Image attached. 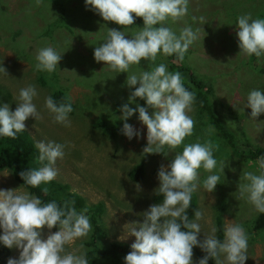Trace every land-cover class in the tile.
<instances>
[{
  "label": "clouds",
  "instance_id": "9594fccd",
  "mask_svg": "<svg viewBox=\"0 0 264 264\" xmlns=\"http://www.w3.org/2000/svg\"><path fill=\"white\" fill-rule=\"evenodd\" d=\"M188 3L189 0H84L86 10L93 11L103 21L121 26L120 30L106 28L102 43L93 49L95 62H103L116 73H128L125 85L132 90L127 102L118 109L121 134L128 140L140 137V129L126 122L135 113L145 129L144 154L168 157L183 145L166 165L158 167V186L153 191L162 197L160 202L138 213L139 221L123 225L124 235L117 240L134 238L123 264H208L209 260L214 264H245L248 258L249 237L240 223L225 224L222 238H217L215 225H211L207 233L202 232L201 221L205 218L201 209L193 210L192 219L187 214L193 193L198 188L212 193L216 185L224 182L226 167V161L215 158L210 143H201L198 139L184 143L185 138L193 134L194 121L189 113L195 94L184 86L181 74L168 70L165 63L155 64L151 70L139 67L142 59L155 63L158 54L175 55L183 60L189 47L198 39L202 41L205 33L201 27L185 24L174 31L166 23L182 21L188 15ZM137 17L141 18L142 27L126 37L122 28L134 25ZM192 19L203 25V17ZM201 32L203 36L199 35ZM234 33L239 52L258 60L264 57V18L253 19L248 14L237 16ZM62 53L51 45L37 49L35 71L49 75L56 72ZM132 66L137 70L129 72ZM0 74L8 76L2 61ZM37 95L36 86L28 84L18 90L14 110H10L8 102H0V137L15 139L17 133L24 132L27 119L40 118L33 103ZM136 98L142 99L144 106L129 107ZM43 106L55 123L70 126L69 113L73 111L70 100L57 102L49 95L44 98ZM243 108L250 109L252 119L264 114V89L250 90ZM214 131L212 127L208 129L209 133ZM34 146L40 166L20 171L18 175L23 184L37 188L56 179L55 164L63 159L66 144L36 140ZM256 167L257 171H244L239 176L236 199L246 201L257 213H264V155L257 157ZM201 170L206 173L202 180ZM41 191L46 195L48 189L43 187ZM86 213L87 208L77 211L69 204L58 205L55 200L43 202L39 196L19 187L0 189V246L18 250V256L9 257L6 264H89L82 238L93 229ZM53 227L56 231L42 238L41 229ZM201 235L202 238H198ZM78 240L81 243L68 250L67 246ZM194 247L204 253L195 262L192 259Z\"/></svg>",
  "mask_w": 264,
  "mask_h": 264
},
{
  "label": "rangeland",
  "instance_id": "374dc122",
  "mask_svg": "<svg viewBox=\"0 0 264 264\" xmlns=\"http://www.w3.org/2000/svg\"><path fill=\"white\" fill-rule=\"evenodd\" d=\"M188 9V15L182 21L166 22L174 31L190 24L193 28L201 27L205 33L201 42L198 39L189 47L183 62L192 69L195 78L202 82L206 80V85L210 84V93L219 88L215 100L220 104L216 103V108L226 115L231 124H236L234 120L239 119L237 126L244 130L249 142L264 151V114L252 119L249 118L250 109L243 108L250 90L264 89V57L258 60L255 56L239 52L234 33L237 16L248 14L253 19L264 18V0H189ZM193 17H203V25L199 20L194 21ZM57 21L59 23L54 25ZM119 27L121 26L111 25L110 21H103L93 11L86 10L84 0H0V61L8 75L0 74V102H8L10 110H14L18 90L30 84L28 81L40 88V76L46 74L47 81L51 78L48 73L34 69L37 49L51 45L58 52H63L56 76L67 86L74 104L73 114L69 116L71 124L65 127L55 123L52 115L44 108V98L53 87L48 85L47 89H37L38 95L33 103L37 106L40 118L27 119L24 122L25 130L33 138L34 144L36 140H54L66 144L63 159H58L55 164L58 169L55 180L67 184L69 191L82 196L87 206L101 205L100 213L95 216L102 233H98V245L133 242L134 238L131 236L122 241H118L117 237L124 235L125 223L139 221L141 217L137 214L153 204L151 199L155 194L153 190L158 186V167L170 161L164 162L162 154L142 152L146 144L145 129L136 117L130 118L127 123L140 129L141 135L138 139L133 137L128 140L120 135L113 140L102 137L100 129L92 127L98 119H105L113 111L116 112L120 105L127 102L130 94L113 93L116 85L124 84L126 87L128 73L114 74L115 71L108 69L103 62H95L93 58V49L102 43L107 33L106 28L120 30ZM130 27L133 28L123 27L126 37L131 36L142 25L136 21V25ZM203 32L199 35L203 36ZM162 58L158 54L155 63L142 59L139 67H152L161 63L164 60ZM164 62L167 63L166 60ZM136 70V66H132L129 72ZM177 72L181 75L183 73L178 69ZM88 74L94 80L87 78L86 86L79 84L80 77ZM75 78H78L77 81ZM190 79L191 77L184 81L190 82ZM126 89L132 90L127 87ZM129 107L135 106L130 104ZM195 114L196 108L192 104L189 115L194 121L193 134L186 137L184 143L196 142L197 139L201 143L206 141L213 146L215 158L226 161L223 183L216 185L212 193H206L203 188H198L193 193L197 208L204 213L205 219L201 221L202 232L207 233L208 228L215 225V212L216 217L221 215L223 227L228 223H240L249 239L264 240V213H257L242 199L237 200L235 193L237 184L241 182L239 176L244 171H257V167H246L243 161L232 158L217 141L215 134L200 127ZM239 137L241 142H245L244 135ZM182 146L169 153L168 157L172 158L174 152L181 151ZM140 152L144 154L142 157L145 177L133 183L126 177V171L138 163ZM7 172L0 171V175ZM205 175L201 170V180ZM17 187L25 190L15 182L11 173L0 176V189ZM245 221L250 224L245 225ZM249 226L255 227L256 231L251 233ZM55 231V227L51 230L42 228V238ZM91 236L89 233L82 238L83 246ZM198 238H202V235ZM79 243L81 240L68 245V250ZM248 249L245 264H264V241H255L251 246L252 253ZM9 252V257L18 256L15 248L9 249ZM192 259L194 262L198 260L194 254Z\"/></svg>",
  "mask_w": 264,
  "mask_h": 264
},
{
  "label": "trees",
  "instance_id": "16d2710c",
  "mask_svg": "<svg viewBox=\"0 0 264 264\" xmlns=\"http://www.w3.org/2000/svg\"><path fill=\"white\" fill-rule=\"evenodd\" d=\"M65 19H68V17H66ZM59 21L55 22L54 25H57ZM136 21H138L142 25L141 18L137 17L134 20V25H130V26H135ZM110 23L111 25L114 26L113 22L110 21ZM130 26L129 28H133ZM67 28L70 29L69 27ZM119 29H121V27H119ZM43 35L46 36L45 33H43ZM162 57H163L162 59L166 60L167 63H165L164 60L163 61L161 60V63H165L167 65L168 70L172 72H177L178 69L179 71L183 72L181 77L184 82V86L189 91L195 94L193 105L194 108H196L195 118L199 123L200 127H203L204 129L207 130L210 127L214 128L215 131L212 133L216 135L217 141H219L223 145L224 149H226V151L233 156L232 158L243 161L244 163H246V167H251V166L256 167V159L258 156L264 155V151L260 147L258 148L253 146L249 142V139L247 138L246 133H244V130L237 126L239 119L234 120L236 124H231L228 121L226 115H223L216 108V103L220 104L218 101L215 100L219 88L215 85V87H217L218 90L217 91L214 90L213 93H210L211 92L210 84L207 83L206 85V80L202 82L201 80H198V78H195V73L192 71L191 68L185 65L183 60H178L175 55L162 56ZM154 66L155 65H153L152 67ZM152 67L147 66L143 68V70H151ZM115 73L116 72H114V74ZM45 75L46 74L40 76L41 77L39 79L40 88L36 86L33 82L30 81L28 82L30 84H34L37 89H42V88L47 89L48 85L53 86L50 89V93H48L47 96L51 95L52 98L57 102H65L70 100L74 111V104L69 97L68 89H66L67 86L64 85L63 81L56 76V72L50 75L51 78L48 81L46 80ZM189 77H191L190 82H185L184 80H186ZM87 78L94 80L92 76L88 74L80 77L78 83L82 84L83 86H86ZM76 79L78 78H75V80ZM113 90L115 91V92L113 91V93L126 92L125 93L126 95L130 93V91L126 89L124 84L116 85V89ZM212 98H214V100H211ZM135 102L136 103H133L134 106L136 104L144 106V101L142 99L136 98ZM73 111L69 113V116L73 114ZM148 111L151 112L152 109L149 108ZM118 114H119L118 110H116V112L113 111V113L108 115L107 118L104 117L105 119H98L96 123H93V126L92 125L91 126L94 127L95 129L97 128L100 129L102 137L110 138L113 140H115L116 138L118 139L120 135H122L120 131L122 121L117 119V117H119ZM133 117L136 116H134L133 114L131 118ZM129 120L130 118L126 122H129ZM239 135L245 136V142L244 141L241 142ZM142 155L144 154L140 152L138 156H141V158L138 160V163L131 166L126 171V177L133 183L139 182L145 177L144 158L142 157ZM37 156H38V150L34 146L33 138L29 135V133L26 130H24V132L17 133L15 139L0 137V171L3 170L10 171L15 182H17L26 191L39 196L43 202L55 200L58 205L69 204L70 206L75 207L77 211H80L83 208H87L86 215L89 217L93 229L90 232V235L92 234L91 239L86 241L84 244L85 250L87 252V259L89 260V264H98L100 262H105L106 264H123V257L130 250L129 248L130 244L111 242L110 244L98 245L96 243L97 239L100 240L98 237V233H100V235L102 234L101 229L99 228L95 218L96 214L100 213L101 211V205L97 204L96 206H92V207L87 206L82 196L78 195L77 193L69 191L67 184H61L57 180H53L52 182H49L47 185L42 184L37 188H32L30 186L23 184V181L18 175V173L20 171H24L29 168L39 167L40 164L37 160ZM170 159H171L170 157H163L162 160L166 162L167 160ZM43 187H47L48 189L46 195L41 191V188ZM161 199L162 197L154 194L151 200L153 203L156 202L158 203L160 202ZM195 209H197V202L195 201L193 194L190 207L187 213L189 219L193 218V210ZM214 222L217 228V233H216L217 238H222L224 221L221 215H218L216 217L215 212H213V223ZM249 224H250L249 221H245V225H249ZM249 229L251 233L256 231L255 227L250 228L249 226ZM257 240L264 241L262 238L260 239L255 238L248 240V246L250 247V249H248V252L252 253L251 246ZM192 251L193 254L197 257V259H200L204 255V253L201 252L199 248L194 247ZM9 256H10L9 249L0 246V264H6V260L9 258ZM208 264H214V261L209 260Z\"/></svg>",
  "mask_w": 264,
  "mask_h": 264
}]
</instances>
